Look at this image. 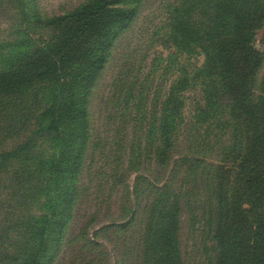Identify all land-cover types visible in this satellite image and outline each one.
<instances>
[{
    "label": "trees",
    "instance_id": "obj_1",
    "mask_svg": "<svg viewBox=\"0 0 264 264\" xmlns=\"http://www.w3.org/2000/svg\"><path fill=\"white\" fill-rule=\"evenodd\" d=\"M145 1L89 0L43 16L38 0H12L16 39L0 61V264H45L61 248L93 147L92 95ZM166 14L160 40L175 79L150 108L145 91L125 108L146 123L145 149L156 146L160 169L153 181L138 175L133 188L150 203L145 261L185 264L182 210L203 191L214 264H264V51L256 48L260 33L264 46V0H172ZM193 92L195 125L220 135L217 164L198 153L175 159Z\"/></svg>",
    "mask_w": 264,
    "mask_h": 264
},
{
    "label": "rangeland",
    "instance_id": "obj_2",
    "mask_svg": "<svg viewBox=\"0 0 264 264\" xmlns=\"http://www.w3.org/2000/svg\"><path fill=\"white\" fill-rule=\"evenodd\" d=\"M88 1L38 0V6L43 16H53L62 15ZM171 2L145 1L134 23L113 46L91 98L93 147L86 157L81 176L79 189L82 194L61 248L54 259L48 258L45 264H147L144 254L148 227L145 212L150 203L147 196L135 197L133 188L138 175H146L153 181L159 177L160 169L154 161L156 146L148 152L145 149L148 143L144 130L146 123L140 117L139 121L129 117L130 111L125 108H131V96H138L142 91H145L142 95L144 102L150 108L154 93L169 90L175 79L174 67L166 60L169 51L160 40V30ZM18 23L12 0H0V61L14 49L7 47L15 42ZM49 34V30H38L36 37ZM262 36L260 33L256 48L263 52ZM203 61L204 57L198 56L192 63L200 66ZM263 79L264 65L257 76L258 88ZM189 97L175 159L198 153L205 155L209 164H217L220 135L214 131L208 138L207 126L199 129L195 125L198 93H190ZM225 140L222 138V142ZM138 155H141V164L132 165V156ZM133 210L135 216L131 214ZM209 210L207 194L203 191L183 206L180 235L185 264H214Z\"/></svg>",
    "mask_w": 264,
    "mask_h": 264
}]
</instances>
